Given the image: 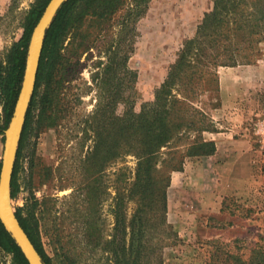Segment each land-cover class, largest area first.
<instances>
[{"label":"rangeland","instance_id":"rangeland-1","mask_svg":"<svg viewBox=\"0 0 264 264\" xmlns=\"http://www.w3.org/2000/svg\"><path fill=\"white\" fill-rule=\"evenodd\" d=\"M34 1L0 0L1 67ZM211 6L212 0H125L106 21L85 17L64 36L48 78L32 91L29 124L17 145L16 192L7 194L5 203L15 214L25 203L43 200L77 264H105L100 245L84 241L81 209L68 197L81 179V159L91 145L81 128L92 120L102 95L117 92L118 114L129 95L135 111L151 101L183 41L195 34ZM257 48L251 63L216 67L217 89L205 84L192 99L212 123L213 130L201 136L212 140L215 150L185 158L182 169L170 173L167 234L148 241L145 264H234V257L246 260L252 248L264 249V137L256 132L264 125V40ZM109 61L116 70L103 85ZM129 72L135 75L131 86ZM42 97L47 119L38 124ZM2 106L0 93V122ZM2 141L1 133L0 154ZM120 165L131 170L134 160L126 156L113 167L104 166L98 180L94 217L104 237L112 233L110 182ZM0 264H13L11 255L0 250Z\"/></svg>","mask_w":264,"mask_h":264},{"label":"trees","instance_id":"trees-1","mask_svg":"<svg viewBox=\"0 0 264 264\" xmlns=\"http://www.w3.org/2000/svg\"><path fill=\"white\" fill-rule=\"evenodd\" d=\"M124 1L64 0L44 30L33 92L37 83L48 78L68 31L76 28L85 17L108 20ZM46 2L35 0L32 3L25 15L21 36L7 52L5 65L1 67L0 63V93L3 96L0 134L8 122L18 91L30 31ZM262 40L264 0H212V6L203 14L195 34L183 41L175 60L169 64L151 101L142 102L135 111L129 95L118 114L114 109L117 92L100 97L92 120L81 128L82 137H90L91 145L81 159V179L68 197L72 198L76 208L81 209L84 241L100 245L105 264H145L147 261L143 258L151 250L148 241L152 238L161 241L167 234L165 192L170 173L180 171L185 158L211 155L215 150L214 142L201 136L203 131L213 130L212 123L193 105L192 99L197 92L205 90V84L212 83L217 89L216 67L254 61L258 55L257 44ZM115 70L112 61L105 65L103 85H108L109 75L112 78ZM129 75L128 84L131 86L135 75L132 72ZM33 92L18 146L29 124ZM44 98L40 100L38 124L47 119ZM50 123L51 120L45 124ZM18 154L19 147L10 175V197L16 192ZM126 156L133 158L134 165L131 170L120 165L112 171V233L104 237L94 217L98 213V180L104 166L113 167ZM15 217L43 264H77L71 247L67 246L56 223L49 218L43 200L25 203L17 209ZM45 245L50 247L52 256L45 251ZM0 250L11 255L13 264H27L1 224ZM233 260L234 264H264V249L258 245L250 250L246 260L237 257Z\"/></svg>","mask_w":264,"mask_h":264},{"label":"water","instance_id":"water-1","mask_svg":"<svg viewBox=\"0 0 264 264\" xmlns=\"http://www.w3.org/2000/svg\"><path fill=\"white\" fill-rule=\"evenodd\" d=\"M64 0H47L36 23L32 27L25 49L22 74L11 113L2 131L3 141L0 154V224L9 234L27 264H43L40 256L20 226L15 214L5 203L9 191L11 170L30 101L37 65L39 61L44 30L49 25L56 9Z\"/></svg>","mask_w":264,"mask_h":264},{"label":"built area","instance_id":"built-area-1","mask_svg":"<svg viewBox=\"0 0 264 264\" xmlns=\"http://www.w3.org/2000/svg\"><path fill=\"white\" fill-rule=\"evenodd\" d=\"M256 132L260 137H264V125L257 126Z\"/></svg>","mask_w":264,"mask_h":264}]
</instances>
